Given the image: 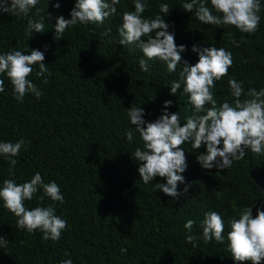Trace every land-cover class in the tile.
Segmentation results:
<instances>
[{"label":"trees","instance_id":"trees-1","mask_svg":"<svg viewBox=\"0 0 264 264\" xmlns=\"http://www.w3.org/2000/svg\"><path fill=\"white\" fill-rule=\"evenodd\" d=\"M57 2L59 9L54 7ZM145 2L149 5L145 17L163 16L159 6L170 5L164 19L175 33V43L186 46L181 55L188 64L198 62L191 51L194 44L223 47L232 53L233 66L216 82L218 102L233 101L230 78L242 81L245 93L264 88V0L260 25L253 34L241 33L234 26L202 24L194 11L182 9L189 0ZM74 4L75 0H40L36 7L45 17V29L31 36L26 35V28L28 19H38L35 8L27 17L0 12V54L12 50L30 54L39 49L51 72V76L38 77L39 67L34 66L29 79L43 95L37 99L29 93L23 103L14 98L6 74L0 75L5 88L0 93V142L25 140L19 155L13 157L17 160L14 176L9 174L7 157L0 155V188L6 179L24 183L40 173L44 183L55 181L60 186L64 203L55 202V211L68 224L59 241H45L39 230L29 234L18 229L17 218L0 200V236L8 241L7 247H0V264H60L66 259L73 264H236L228 250L229 221L251 204L254 217L257 208H264V156L246 149L242 160L217 173L215 168L202 169L197 162L206 146L193 150L189 142L183 145L187 169L185 183L177 188L179 197H168L155 188L156 183H166L163 178L144 184L133 155L143 142L127 109L142 107L144 119L154 121L162 114L164 102L171 100L167 111H179L183 126L186 116L196 114L194 108L182 94L183 85L176 96L169 94L171 81L179 80L183 65L169 73L166 63L154 60L149 61V71L143 72L141 50L119 44L122 13L135 10L133 0H120L117 13L103 24H77L55 40V18L70 19ZM129 129L134 131L131 143L125 136ZM186 185L191 187L185 193ZM42 194L41 189L25 206L32 209L54 203L47 197L40 201ZM208 211L222 216L224 243H205L201 238L199 247L193 248L186 242L184 224L194 220L192 234L202 237L201 222Z\"/></svg>","mask_w":264,"mask_h":264},{"label":"clouds","instance_id":"clouds-1","mask_svg":"<svg viewBox=\"0 0 264 264\" xmlns=\"http://www.w3.org/2000/svg\"><path fill=\"white\" fill-rule=\"evenodd\" d=\"M40 0H0V12L27 17L32 9H36L38 19H28L26 35L33 31L44 33L45 17L36 6ZM134 11L122 13V24L118 29L120 45H136L144 58L139 59L141 71L148 72L149 61L159 60L166 63L169 73L175 72L182 64L179 80H172L170 95L176 96L183 85L182 94L188 96V102L194 108L195 115H188L181 126L179 111L169 113L167 109L172 101L164 102L162 114L154 121L144 119L142 107L131 106L127 116L135 132L143 142V148L137 147L133 153L139 162V176L144 184L152 182L155 177L166 180V183H156L155 188L171 198L181 195L178 185L185 183L183 173L187 169L186 155L183 145L191 143L193 150L206 146V152L197 156V162L202 169L215 168L218 172L231 168L234 161L245 157L246 149L253 154L264 156V88L259 91L250 88L243 90V82L235 78L228 80L231 89L232 102L224 99L218 102L215 97L216 82L228 75L233 66L232 53L227 49L214 46L200 47L193 45L191 51L198 56L194 65L182 60L185 45L175 43L174 31L166 23L164 17L170 13L169 4H161L160 13L154 17H145L143 13L149 7L145 0H133ZM120 0H75L70 11V19L64 16L56 17L54 27L55 40H60L66 29L77 24L101 25L106 19L117 13ZM189 0L182 4L186 12H195L198 21L205 25L234 26L241 33L253 34L260 25L261 0ZM10 5V6H9ZM54 7L59 9L60 3ZM215 12V14H214ZM50 14L47 12V20ZM110 35V32H105ZM239 47V42L232 40ZM47 48V46H45ZM45 61L44 52L39 49L30 54L19 50L0 54V75L6 74L13 87L14 98L23 103L27 94L39 99L43 92L29 79L38 65V77L51 76ZM43 83H48L47 79ZM4 81L0 79V93L4 92ZM244 99H241V97ZM210 107H206L209 106ZM203 113V114H201ZM128 142L133 141L134 131L125 132ZM25 145V140L0 142V155L7 157L9 174L14 176L13 169ZM191 185H186L184 192ZM43 194L39 200L49 198L52 205L37 206L29 209L25 201H31L39 190ZM0 200L3 207L17 218V228L26 229L29 234L37 230L42 232L43 240L59 241L62 232L68 227L67 220L56 214L55 202L64 203V195L55 182L44 183L40 173L32 176L30 181L17 183L14 179H6L0 188ZM253 207H244L229 221L230 231L227 232L228 250L236 264H264V208H257L253 216ZM196 222L189 219L184 228L187 231L186 242L193 248L199 247L202 238L205 243L215 240L223 244L225 240V224L222 216L216 211L205 212L201 222L202 237L192 234ZM8 241L0 236V247H7ZM126 251L125 249L121 250ZM65 255H69L65 253ZM60 264H73L71 259L62 260Z\"/></svg>","mask_w":264,"mask_h":264}]
</instances>
